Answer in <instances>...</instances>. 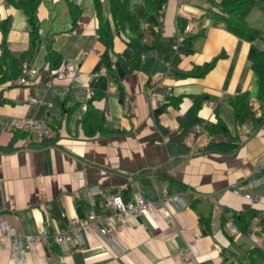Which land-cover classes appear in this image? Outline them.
Instances as JSON below:
<instances>
[{"label": "crops", "instance_id": "1", "mask_svg": "<svg viewBox=\"0 0 264 264\" xmlns=\"http://www.w3.org/2000/svg\"><path fill=\"white\" fill-rule=\"evenodd\" d=\"M69 1L81 11L76 22L64 0L41 1L35 16L39 39L28 63V72L35 74L27 72V84L17 81L0 86L6 100L0 104V219L22 234L32 235L44 228L53 235L73 219L84 218L91 209L103 212L108 194L125 201L134 195L156 201L163 190L168 194L184 192L185 196L181 203L169 207L171 213L164 209L150 216L129 217L113 243L86 233L76 246L61 248L42 241L23 247V258L15 259L5 240L0 247V264H253L247 252L264 250L260 215L264 216V192L262 186L252 188L249 183L255 163L264 157V124L259 128L248 122L237 126L229 104L230 98L246 92L251 96L256 90L248 60L251 44L209 22L205 37L194 45V53L183 57L174 69L145 50L150 36L128 45V34H116L109 0H101L102 18L111 27L115 82L103 68L105 46L97 36L99 22L93 0ZM209 7L207 0H168L162 36H176L178 15L198 19ZM253 16L247 17L249 26L264 36V25L249 23ZM8 18L7 47L18 57L28 47L27 19L22 11L0 0V21ZM50 35H54L52 48L62 66L47 86L40 83L48 73L45 47ZM252 45L264 49L262 40ZM133 50L143 54V60L138 72L128 74L118 57L128 64ZM83 51L94 52L82 57ZM219 55L222 57L204 77H178ZM94 90L104 93L92 104L104 119V132L92 135L88 132L93 128L88 126V131L80 122ZM198 95L209 104L203 107L202 103L198 117L212 128L204 127L178 143L173 137L178 119L190 109L191 97ZM166 98L181 100L168 106L156 123L152 113L167 102ZM31 99L45 105L32 104ZM20 118L47 123L55 130V139L39 148H25L24 136L11 132V122ZM87 123L96 124L97 120ZM217 124L225 130H219ZM234 138L239 147L233 152L205 150L209 144ZM92 187L99 191L89 193ZM237 187L242 188L238 196L233 193ZM247 193L259 198L246 199ZM194 201L198 202L195 209L191 207ZM213 204L222 213H214ZM210 206V230L205 232L199 215L206 216ZM250 210L259 212L250 232L233 240L227 237L221 215ZM194 231L202 233L195 245V259H183L185 239Z\"/></svg>", "mask_w": 264, "mask_h": 264}, {"label": "trees", "instance_id": "2", "mask_svg": "<svg viewBox=\"0 0 264 264\" xmlns=\"http://www.w3.org/2000/svg\"><path fill=\"white\" fill-rule=\"evenodd\" d=\"M42 0H5L7 5L22 11L28 23V47L23 54L18 57L13 56L7 47L6 37L10 29V19L0 21V86L17 82L19 78L28 79V63L32 59L35 46L39 39V25L36 21V11ZM69 11V15L76 22L77 17L81 15V11L73 5L69 0H64ZM168 0H137L136 2L130 0H109L111 19L116 34H128L129 44L134 40H141L145 35L152 38L148 45H145V50L151 51L156 58L170 67L176 69L182 58L194 53V45L198 40L205 37L207 25L210 22L212 26L222 28L237 37L240 40L251 44L248 52V60L251 64L253 74V84L256 87L255 98H251L248 92L235 96L229 99V104L235 112V120L237 126H242L244 123H250L253 128H259L264 124V49L259 50L252 45L255 40L264 41V36L259 29L249 26L247 17L254 9H259L264 18V7L259 3L261 0H207L209 8L205 9L204 16L198 19H188L183 15H178L175 21L176 36L164 38L161 34L163 25L164 12ZM96 18L99 22L97 36L101 44L105 46V51L102 55V64L105 69L107 77L113 81L115 68L113 66L114 56L112 51V34L111 27L108 21H104L101 15V0H93ZM195 23L187 29L191 22ZM54 35L47 37L45 47V62L48 67V73L41 78V83L45 85L47 82L55 78L53 74L62 66L60 56L53 50ZM127 40V43H128ZM173 47H176L174 49ZM219 55L213 58L209 63L202 66H194L190 71L180 73L178 77L181 78H202L209 73L214 67L216 61L221 58ZM116 58V57H115ZM120 64L125 67L128 74L138 72L143 60V54L133 50V55L128 64L118 57ZM116 82V81H115ZM3 91H0V104L6 102L2 98ZM104 93L94 90L91 91L89 103L86 106L84 118L80 122L82 128L89 131V127L93 128L89 134L96 132H104V119L97 115L94 110L93 102L99 101L103 98ZM192 105L190 109L178 119V130L174 134V140L178 143H183L184 140L191 135L196 126H202L207 130L209 127L202 123L198 117L201 105L204 101V96H192ZM57 102L58 100L55 99ZM176 100V101H172ZM180 98L171 99L166 98L162 106L153 111L152 117L155 122H158V117L166 111L168 106H174L180 102ZM119 101L122 102V94H120ZM53 104V103H52ZM176 107V106H175ZM96 118L97 123L89 125L87 123L90 119ZM89 126V127H88ZM219 130H225L222 124H217ZM53 129V128H52ZM53 131H55L53 129ZM55 133V132H54ZM53 141V140H52ZM51 141H46L42 146ZM40 146V147H42ZM239 147L236 139H226L221 142L209 144L205 147L207 151H216L220 153L233 152ZM39 148V147H36ZM260 175L264 179V166L261 168ZM264 192V186H263ZM198 202L194 201L191 207L196 208ZM225 212V211H224ZM222 214V226L224 227L228 222H231L242 235H247L252 227L255 217L259 212L254 210L246 212H229ZM262 216L261 223L263 225L264 233V216ZM199 223L203 226L204 231L210 230V216L211 206L205 215H199ZM226 234V232H225ZM228 237V236H227ZM233 240L232 237H229ZM247 257L251 259L253 264H264V250L252 249L247 252Z\"/></svg>", "mask_w": 264, "mask_h": 264}, {"label": "built area", "instance_id": "3", "mask_svg": "<svg viewBox=\"0 0 264 264\" xmlns=\"http://www.w3.org/2000/svg\"><path fill=\"white\" fill-rule=\"evenodd\" d=\"M176 49V47H173ZM90 52L94 51H83L82 57H86ZM58 72L54 71L56 75ZM30 76H34L35 71L31 70L28 72ZM53 81V79L51 80ZM51 81L47 82L46 85H50ZM26 78L18 80L19 85L27 84ZM32 104L44 106L45 103L37 99H31ZM51 106V104H49ZM203 107L209 106L208 103L204 102ZM202 126H196L193 129L194 133H200ZM11 132L20 133L24 136V147L25 148H36L42 146L46 141H52L55 139V133L53 129L45 122L37 121L34 119L20 118L14 119L11 122ZM172 132V131H170ZM264 166V157H261L254 165L252 172V180H250L249 186L252 188H258L264 186V179L260 175L261 168ZM242 188L237 187L233 190L235 195H240ZM99 191L98 187H92L88 189L89 193ZM185 196L184 192H177L173 194L166 193L165 190L161 191L158 200L152 201L145 199L140 195H134V199L125 201L119 195L108 194L105 197L104 211L97 212L91 209L87 215L82 219H73L66 228L61 231H55L51 235L46 229L40 228L39 231L32 235L22 234L14 229L6 220L0 219V247L3 242L7 240L10 245L11 255L15 259H22L24 255L23 247H30L32 245H39L42 241H51L55 245L61 248L72 247L81 243V239L84 234L90 233L96 237L103 238L106 242L113 243V238L123 231L127 226L129 217H139L143 215H152L157 211L169 210V207L173 204H179L183 201ZM200 199L206 200L207 198L202 195H198ZM246 199L256 200L259 196H254L251 193L244 195ZM211 201V199L209 198ZM212 202V201H211ZM213 212L221 213L222 210L217 205L213 204ZM167 221L171 222V217H167ZM225 231L228 236L238 238L240 233L238 229L231 223L228 222L225 225ZM202 233L198 231L191 232L185 239V250L181 254L183 259H195V245Z\"/></svg>", "mask_w": 264, "mask_h": 264}, {"label": "rangeland", "instance_id": "4", "mask_svg": "<svg viewBox=\"0 0 264 264\" xmlns=\"http://www.w3.org/2000/svg\"><path fill=\"white\" fill-rule=\"evenodd\" d=\"M259 4H260L261 6L264 7V0H261V2H260ZM251 13H252V15H254V16H253L254 18H252V19L249 21V23H250L252 26L257 27V26H260L261 24L264 25L263 14H262V12H261L259 9H254ZM262 25H261V27H262ZM263 30H264V29H263ZM255 95H256V90L254 89V91L251 93V97H252V96H255ZM240 237H241V236H240ZM241 240H243V239H241ZM260 247H263V245L260 246Z\"/></svg>", "mask_w": 264, "mask_h": 264}]
</instances>
